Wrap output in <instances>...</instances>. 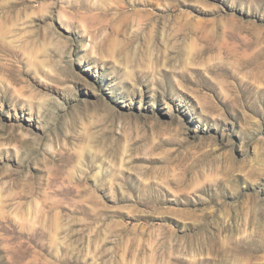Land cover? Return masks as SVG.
Instances as JSON below:
<instances>
[{"label": "rangeland", "instance_id": "obj_1", "mask_svg": "<svg viewBox=\"0 0 264 264\" xmlns=\"http://www.w3.org/2000/svg\"><path fill=\"white\" fill-rule=\"evenodd\" d=\"M0 264H264V0H0Z\"/></svg>", "mask_w": 264, "mask_h": 264}]
</instances>
